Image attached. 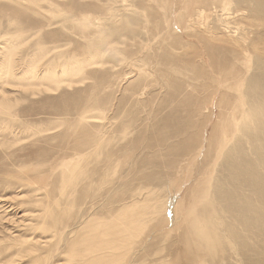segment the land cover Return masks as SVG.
Here are the masks:
<instances>
[{
  "label": "rangeland",
  "instance_id": "1",
  "mask_svg": "<svg viewBox=\"0 0 264 264\" xmlns=\"http://www.w3.org/2000/svg\"><path fill=\"white\" fill-rule=\"evenodd\" d=\"M225 3L0 0V264H77L89 231L134 217L123 264H220L192 227L210 205L223 237L240 229L224 264H264L246 204L264 164L243 137L264 0Z\"/></svg>",
  "mask_w": 264,
  "mask_h": 264
},
{
  "label": "bare ground",
  "instance_id": "2",
  "mask_svg": "<svg viewBox=\"0 0 264 264\" xmlns=\"http://www.w3.org/2000/svg\"><path fill=\"white\" fill-rule=\"evenodd\" d=\"M225 1H226L225 5H227L230 0H225ZM259 17H262V16L259 15ZM247 21H249V20H247ZM259 22H261V20ZM244 39H243V41H244ZM247 42L249 43V41H247ZM234 44L236 45V43H234ZM243 46H245V44ZM249 47H250V45H248L246 47V49ZM252 48L254 51H256L255 54L259 60L258 61L259 63H257L258 75H260L262 78H264V48L260 49L259 44L255 45L254 47H251V49ZM205 50H206V48H205ZM249 50H250V48H249ZM205 53H206V51H205ZM246 60H248L246 62L247 63L246 71L248 72L250 70L249 69L250 63H252V62H251L249 56ZM56 77H58V76L57 75L54 76L52 74L50 75V73L48 72V73H45V75L43 76V80H45L47 78L55 80ZM43 80L41 82H43ZM252 82H254V80ZM259 83H261V82H259ZM261 86L259 85L260 88L257 85L252 87V88L256 87L259 89H257L258 91H255L256 88L254 89L253 94L255 92V95L254 96L251 95L253 97V100L251 99L252 97H250V99L252 101V113L250 115L251 132H245V134H243V137L246 138V142H247L245 144L246 148H247L246 152L248 154V151H249V157H252L253 160L255 159L254 161L251 160L250 162H252V164L257 166V167H260L261 165L264 164V162H263L264 160L263 161L260 160V157L264 156V86H263V88ZM244 158H246V157H244ZM251 167H252V165H251ZM257 170H259V169L257 168ZM252 177H253V175H252ZM256 189H257V186H256ZM259 189H260V187H259ZM262 191H263V189H262ZM251 195H253V194L251 193ZM260 197H261V195H260ZM247 198H249V199H246L248 201V203L246 202V204L248 205V207H250L249 208V210H250L249 216H250V218L253 217L254 221H255V223H251V224H254L257 228H259V226H261V224H262V226H261V228H262L263 222H264V202L261 201V198L258 199V193L257 192H256V194H254L253 199H251L250 197H247ZM206 210H207L206 214H205V216L201 222H200V219H198V218L192 222V227H193V230L195 232L196 239L199 242V245L201 246V248H199L198 251L202 252L203 255H208V253L211 254V256L213 257V260H215L216 258H220V259H218L220 261V264H224L225 260H226L224 258L225 253L230 252L231 256L233 257V254H235L237 251L236 244L238 245L239 243H238V241H236L235 239L232 238V235L239 233L240 229H237L235 226H233V223H232L231 225H229L227 227L228 231H231L230 236L229 237H223L221 235V233L226 234V232L223 231V229L222 230H219V229L222 228L221 226L224 227L225 224L223 225V223L221 222L222 220L219 218V213L217 211H215V208L211 207V205L208 208H206ZM124 214H125V212H124ZM237 214L238 213H236V215ZM237 217H239V216H237ZM203 221H204V224L202 223ZM112 223L113 224H107V223L106 224L105 223L104 224H98L97 229H92L91 231H89L87 236H84L82 239H80V241L76 245H74V247L70 251V254L68 255L69 259L72 260L74 258L75 262L77 259V261H78L77 264H79V263L80 264H123L126 257H128V255L131 254V250L132 249L134 250V245L136 244V239L139 238L143 234V232H141L143 230V225L140 226L137 224L136 217L127 218V219L122 218V219L117 220V221L112 222ZM201 223L203 224V226ZM138 228L140 229L139 231H138ZM234 228L236 231H234ZM262 229H264V228H262ZM235 232H237V233H235ZM259 234H261V233H259ZM235 236L236 235H234V237ZM238 236H240V233ZM262 237H264V236H262ZM242 238L248 240L247 242L251 245L252 248H253V246H255L259 249L257 242H254V239L258 238V234L256 232H251V231H247V230L243 231L242 230ZM259 244H261V243H259ZM262 245H263V243H262ZM78 246H82V251H80V252L76 251ZM263 247H264V245L262 246V248ZM252 248H251V250H252ZM203 264H206V261H204V259H203ZM212 264H217V263L215 261H213Z\"/></svg>",
  "mask_w": 264,
  "mask_h": 264
}]
</instances>
